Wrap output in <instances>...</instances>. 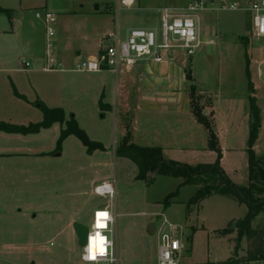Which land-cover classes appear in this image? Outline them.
I'll return each instance as SVG.
<instances>
[{"label":"rangeland","instance_id":"374dc122","mask_svg":"<svg viewBox=\"0 0 264 264\" xmlns=\"http://www.w3.org/2000/svg\"><path fill=\"white\" fill-rule=\"evenodd\" d=\"M46 1L51 6L63 2L23 0V6L28 8L26 12L20 9L22 0L0 2V7L13 10L17 32L19 35L21 33L20 40L8 34H0V51H23V63L28 62L31 65L30 70L42 69L47 45L49 42L53 43L57 37L58 26L55 23L52 25L54 36L48 41L44 11L37 9ZM103 1L106 3H102L101 11L105 10L106 5H111V29L116 34L118 20L123 41L125 30L129 27L152 28L160 34L161 10L174 6L170 4L174 3V0H137L133 10H126L117 6L114 0L101 2ZM184 1L187 0H177ZM251 1L253 0H219L212 8L210 6L196 12L200 17V20L196 19L195 22L200 40H211L213 44L203 43L192 57L180 48L160 51L166 62L180 59L186 81L180 93L188 97L190 102V107L185 106V111L193 110V103H197L200 110H203L204 106L210 105L211 99L217 104L220 115L223 116V143L221 146L219 144L224 157L223 168L229 179L239 187H246L249 183L248 159L252 118L249 124L247 114L251 116V98L256 99L261 119L257 150L254 147L252 149L257 157H264V80L256 76H264V39L257 37L252 28V14L247 11ZM234 4L235 9H231ZM36 13H40L42 18L38 19ZM124 16L133 19L124 24ZM11 30L13 28L9 17L0 14V32ZM28 38L29 42L26 41ZM114 44V38L103 40L104 48ZM248 68L249 73L256 77L255 80L251 78V81L256 83L257 90L252 85L247 90V96L245 86L248 79H245V72ZM188 75L190 79H187ZM71 76L74 77L77 89L74 91L73 102L65 105L67 111L71 110L72 115L79 114L80 129L91 141L103 144L105 150L88 154L82 142L76 137H71L62 144L63 156L50 166L36 161L27 162L26 165L7 164V167L3 168L0 165V180H4L6 186V179L9 177L24 179L27 182L22 185L23 193H16L15 196L10 192L6 203L2 205L0 202V264H85L81 260L83 248L75 235L73 224L78 222L91 227L94 211L109 205L108 197H98L94 193L95 188L103 183H110L116 191L113 206L114 242L118 264H157L161 243L159 229L166 219L168 224L170 222L176 228L177 238L183 245V264L208 261L221 264L229 258L245 257V240L240 245L238 256L235 257L234 254L238 238L236 228L232 230V234L225 237L218 236L213 231L224 229L227 221L237 219L231 224L233 226L245 216L246 208L226 196L208 198L199 208V204L189 203L199 188L194 185L181 186L183 179L154 176L149 182L137 180L138 170L135 164L115 155L122 142V130L110 110L102 106L110 104L114 108L112 89L115 75H111L110 79L104 82L85 73ZM8 80H3L0 76V102H7L12 111V118L17 116L16 120L25 121V112L7 101L8 91L10 90L11 94L14 92ZM63 82L61 81V84ZM192 87H195L194 94ZM202 93L203 96L200 95ZM245 97L249 98L248 104ZM217 100H220L219 103ZM231 101L237 102L234 105ZM172 113L176 114L175 111ZM7 123L30 125L14 121ZM175 123L173 117L165 122L160 121L163 139L167 143H176V139L181 138L177 135ZM212 123L215 131L214 122ZM183 129L181 127L182 135ZM199 136L196 134L195 138L188 140H184L182 136V148H199L204 144V139ZM130 140L132 142L131 133ZM182 152L173 155L178 160L169 158V154L165 156L191 166L216 161L215 152L209 149L198 154L184 150ZM5 188L11 190L13 187ZM176 191L177 195L170 200L171 204L165 206L164 200ZM151 227L155 228L154 235L150 231ZM166 228L169 232L168 225Z\"/></svg>","mask_w":264,"mask_h":264},{"label":"crops","instance_id":"0c3cea01","mask_svg":"<svg viewBox=\"0 0 264 264\" xmlns=\"http://www.w3.org/2000/svg\"><path fill=\"white\" fill-rule=\"evenodd\" d=\"M1 1L2 0H0V2ZM101 1L102 0H63L62 3H57L55 5L52 4V6L46 1L42 6L37 8L42 9L44 13H52L56 17V26H58V29L56 30L57 37L52 43L53 47L51 55L63 65L64 70L46 71L44 67L46 64L47 53L42 59L44 61L42 69L37 68L30 70V67L27 69L24 67L25 63H23V51H0V76L3 80H5V78L7 80L10 79V81L8 80V84L13 86L14 89L12 94L10 90L8 91L7 101L10 105L15 106L26 114L25 121L16 120L17 116H15V119L11 117L12 111L6 104L7 102H0V105H2V107H0V122L9 124L7 122L14 121V123L23 122L29 123L30 125L40 123L43 121L44 115L40 109L39 103H43L49 109L63 110L66 122L70 121L71 119H75L79 126V114L72 115L73 112H71V110L67 111L65 106L73 102V99L75 98L74 91L77 89L74 83V77L71 75L81 73L74 71L75 68L73 67L79 64L81 61H90L98 58L100 53L105 49L103 45V40H105V38H114V42L115 38H118L119 42H125L128 39L130 32L135 29L132 27L127 28L125 30L124 41L121 40L122 32H120L118 20L116 25V34L113 33L111 29L112 21L111 15L109 13L111 5H106L105 10L102 12L101 5L102 3H106V1ZM193 1L194 0L177 2V0H174V3L170 2L171 5H174L173 7L165 8L174 9V14H187L188 12L185 11V8H187ZM218 1L219 0H211L209 4L206 5V8H209L210 6L212 8V5ZM136 4L137 0L135 1L132 8L124 9L133 10ZM21 5V11H28V8L23 6V0ZM95 5H97V7L94 8ZM234 6L236 5L234 4ZM4 10L9 9L6 7ZM38 14L41 15L40 13H36V17L41 19L38 17ZM194 16H196V19L200 20V17L196 15V13ZM132 19L133 17L124 16L123 22L124 24H127L126 21ZM14 21L15 19L13 16V22L11 24L13 30L1 31L0 34H8L20 40L21 33L19 35L17 32V21L16 23ZM197 22L199 24V21ZM73 23L74 25H72ZM29 40L30 38L26 39L27 42H29ZM201 41L203 43H207L208 45L213 44L211 40L204 39ZM34 59L37 61L36 56H34ZM174 60H177V62H174ZM174 60L170 62H166L164 60V62L161 64H156L151 61L139 62L140 64L137 63L131 69L121 68L118 74L110 71L85 74H89V76H92V78L100 79L101 82L110 79L111 75H115L116 80L114 88L112 89L114 95V108H112L110 104H103L102 106H104L106 109H109L114 116L115 122L120 124L122 130V140L126 136L127 131L130 130V133L132 134V142L134 144L141 147H158L162 149L166 159H168V156L166 157L165 155L169 154V158L178 160L177 158L173 157V155L183 153V150L191 152L192 154H198V152L201 153V151L205 152L208 150L209 134H207L206 129H204V127L198 122L197 118L194 116L193 110L189 109L185 111L184 109L187 105L190 107V102L187 99L188 97L182 96L180 93L182 87L184 84H186L185 76H183L182 73L180 59L175 58ZM246 73L247 69L245 72V79L247 80ZM256 76L258 79L264 80V76L262 77V74H259V76L257 74ZM251 78L255 80L256 77L254 74L253 76L251 74ZM61 81L64 82L61 84ZM251 82L254 85L255 90H257L256 83L254 81ZM94 89L98 90V88ZM248 89L249 81L247 82V86H245L246 95ZM200 95L203 96L204 93ZM245 98L247 99V97ZM219 101L220 100H217L218 103ZM235 102L237 101H231V103L234 105ZM248 103L249 98L247 99V104ZM172 111H175L176 114H173ZM202 112L203 115L208 116L214 122L215 134H217L219 144L221 146L223 143V137L221 133L223 116L220 115L217 104L215 105L211 99L210 105L204 106ZM247 116L249 117L248 123L250 124L251 116L248 114ZM171 117L175 118V129L178 130V137H181L176 139V143H167L166 140L163 139L162 127L160 126V121L165 122L166 119ZM181 127L184 128V135L181 134ZM65 129L66 124L54 123L50 128L43 129L36 134L21 135L0 132L1 167H7V164L18 165L22 163V165H26L27 162L31 161L42 162L47 166L55 164V160L63 156V149L61 148L58 150V140L61 136V132ZM196 134L200 135L204 139V144L200 145L199 148L194 146L182 148V136L184 137V140H188V138H195ZM71 137L74 136L68 137L63 142V144L66 143ZM257 144L258 142L255 144L256 146H254L256 150L258 146ZM214 154L216 160L217 154ZM223 163L224 157L221 161L222 168ZM3 174L4 173L2 172V175ZM9 178L6 179V181L8 183L7 186L13 187L11 190L5 188L7 186L4 184V180L2 181L3 183L0 180V202L2 205L6 203V199L10 192L15 196L17 195L16 193H23L24 190H22V185L27 184L24 179ZM29 184L30 182L28 181V185ZM203 202L199 204V208L202 207ZM244 207L246 208V206ZM0 208L2 209V207ZM112 211L114 213V206ZM34 218H36L35 215ZM236 220L237 219H231V221H227L226 227H224V229L229 228ZM166 221L168 222L167 219ZM169 224L171 223L169 222ZM224 229L215 230L213 232L220 236L219 232L224 231ZM197 230L200 229L197 228ZM162 231H167V228L163 227V223L159 229V233L162 234ZM152 234H155V228ZM244 240L246 242V239ZM208 263L213 262L208 261ZM208 263L191 262L189 264Z\"/></svg>","mask_w":264,"mask_h":264},{"label":"trees","instance_id":"16d2710c","mask_svg":"<svg viewBox=\"0 0 264 264\" xmlns=\"http://www.w3.org/2000/svg\"><path fill=\"white\" fill-rule=\"evenodd\" d=\"M0 14H6L11 24L13 22V11L0 8ZM247 69V79L249 89L252 87L251 74ZM190 79V76H187ZM192 94L195 93V87H192ZM19 96L18 94H16ZM250 115L252 123L250 125L249 139V186L239 187L235 185L227 176L224 168L221 167L223 153L219 147L217 134L213 129L211 118L203 115L202 109L193 103V113L198 122L206 129L209 134L208 149L217 154V159L212 164L191 166L180 162L168 160L164 157L162 149L158 147H141L130 142V132L127 131L120 146L117 148L115 155L118 158L130 160L137 167V180L151 181L154 176H163L170 178L183 179L181 186L194 185L199 189L190 199L189 203L201 204L211 196H228L244 205L247 208V214L237 223V242L235 247V257L238 256L240 245L244 239L247 242L246 256L242 259L231 258L221 264H241L243 262L259 261L264 259V158L256 156L252 149L257 142L260 128V111L255 98L250 99ZM43 112L44 119L40 123L31 124L28 127L13 126L0 122V132L9 134H36L43 129L50 128L54 123L66 124V129L61 132L58 140V150L62 148L63 142L70 136L79 139L87 149L88 154L95 151H104L103 144L94 142L89 139L87 134L79 128L75 119L66 122L65 114L61 109H49L43 103H39ZM177 192L167 197L163 204L169 206L170 200L173 199ZM234 226V225H233ZM233 226L219 235L225 237L233 233Z\"/></svg>","mask_w":264,"mask_h":264},{"label":"built area","instance_id":"2783aa9c","mask_svg":"<svg viewBox=\"0 0 264 264\" xmlns=\"http://www.w3.org/2000/svg\"><path fill=\"white\" fill-rule=\"evenodd\" d=\"M114 1L117 6L130 9L136 0ZM210 1L194 0L185 8L187 14H174V9H163L160 34L156 29H134L125 42H119L118 38H115L113 46L106 47L94 60L81 61L75 66L74 71L89 74L110 71L118 74L121 68L131 69L139 62L151 61L161 64L164 58L160 51L177 48L184 50L189 57H192L203 44L196 28L194 14L206 8ZM231 9H235V6H231ZM247 11L252 14V28L257 37L264 38V0H253ZM38 17L42 18V15L38 14ZM43 18L49 41L54 36L52 25L56 23V17L52 13L45 12ZM52 47V43L49 42L44 69L46 71L64 70L63 65L52 57ZM24 67L27 69L30 65L25 63ZM94 193L98 197H108L110 203L104 209L94 211L93 223L89 227L88 239L83 247L81 260L85 264H118L113 238L115 216L112 211L116 191L110 183H103L95 188ZM166 225L169 226V232L162 231L158 264H183V245L177 238L176 228L165 220L163 227ZM241 264H264V259Z\"/></svg>","mask_w":264,"mask_h":264},{"label":"water","instance_id":"95a60500","mask_svg":"<svg viewBox=\"0 0 264 264\" xmlns=\"http://www.w3.org/2000/svg\"><path fill=\"white\" fill-rule=\"evenodd\" d=\"M59 156V155H58ZM237 223L236 222L233 226V229L237 228ZM73 230L75 232V235L81 245V247L83 248L86 243H87V239H88V234H89V227L82 224V223H74L73 224ZM150 231L153 233L154 232V228L151 227Z\"/></svg>","mask_w":264,"mask_h":264},{"label":"snow or ice","instance_id":"6c2138e0","mask_svg":"<svg viewBox=\"0 0 264 264\" xmlns=\"http://www.w3.org/2000/svg\"><path fill=\"white\" fill-rule=\"evenodd\" d=\"M104 215H106V214H104Z\"/></svg>","mask_w":264,"mask_h":264}]
</instances>
